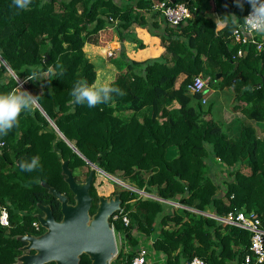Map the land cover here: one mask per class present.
Masks as SVG:
<instances>
[{
	"label": "trees",
	"instance_id": "1",
	"mask_svg": "<svg viewBox=\"0 0 264 264\" xmlns=\"http://www.w3.org/2000/svg\"><path fill=\"white\" fill-rule=\"evenodd\" d=\"M160 1L32 0L28 10H20L13 0H0V92L22 81L18 88L38 99L34 110L22 113L19 125L0 137V207L9 215V226L0 225V264L16 262L17 236L43 231L32 226L37 221L32 212H40L37 204L50 206L54 219H61L58 200L42 182L74 203L61 161L68 160L76 180L74 173L88 164L56 129L103 172L160 199L142 198L126 188L115 192L121 204L109 223L129 249L121 245L109 264H131L138 236L152 235V248L165 256L164 264H188L193 257L205 264H241L250 235L222 218L237 211L255 213L264 229V128L256 133L248 122L264 123V48L235 43L230 24L217 30L215 20L203 14L211 0H176L187 1L192 12L178 25L154 11ZM212 1L218 17L243 19L250 10L247 3L241 10L234 0ZM133 25L160 28L156 36L165 53L122 61L119 50L114 86L125 95L113 94L111 102L92 108L71 103L77 80H97L96 66L85 53L88 45L106 48L114 30L122 37ZM33 68L44 74L27 80ZM198 75L208 79V87L231 92L233 106L225 111L232 125L229 135L208 117L202 104L206 90L188 91ZM36 155L42 167L21 171L20 163ZM94 180L91 213L98 199ZM120 211L129 218L127 226L114 218ZM79 264L90 261L82 255Z\"/></svg>",
	"mask_w": 264,
	"mask_h": 264
},
{
	"label": "water",
	"instance_id": "2",
	"mask_svg": "<svg viewBox=\"0 0 264 264\" xmlns=\"http://www.w3.org/2000/svg\"><path fill=\"white\" fill-rule=\"evenodd\" d=\"M170 1L174 3L176 0ZM216 77L219 78L220 74ZM19 85L22 83L19 82ZM56 131L71 149L90 165L89 173L84 181H77L68 167V160L61 161V174L73 194V204L54 187L41 183V186L58 200L61 219H54L50 206L37 204L41 213L36 215V219L43 232L36 237L28 234L16 237L18 241L27 242L22 248L23 251L34 250L31 255L23 254L17 257L16 264H45L51 261L55 264H78L80 255L87 256L90 264H109L117 253L115 234L109 218L119 211L120 197L118 194L109 197L98 196L95 211L90 215L92 197L89 190L95 171L102 170L87 161L57 129Z\"/></svg>",
	"mask_w": 264,
	"mask_h": 264
},
{
	"label": "clouds",
	"instance_id": "3",
	"mask_svg": "<svg viewBox=\"0 0 264 264\" xmlns=\"http://www.w3.org/2000/svg\"><path fill=\"white\" fill-rule=\"evenodd\" d=\"M32 0H13V4L20 10H28ZM235 6L243 10L244 4L250 5V11L243 19L235 14H226L216 18V26L223 27L231 25L235 30H243L249 34L264 36V0H234ZM51 72V69H49ZM44 73L38 68L30 70L27 80L39 79ZM113 94L123 96L125 93L117 86H114V77L98 79L89 83L86 79H79L74 83L70 92L73 104L87 105L89 108L100 104L109 103ZM38 103L37 96L32 95L21 88H13L10 91L0 92V137L19 125V118L24 112H31ZM0 147H3L0 144ZM21 171L33 172L40 169L39 155L33 156L30 160L20 163ZM36 182H39L37 179Z\"/></svg>",
	"mask_w": 264,
	"mask_h": 264
},
{
	"label": "built area",
	"instance_id": "4",
	"mask_svg": "<svg viewBox=\"0 0 264 264\" xmlns=\"http://www.w3.org/2000/svg\"><path fill=\"white\" fill-rule=\"evenodd\" d=\"M153 9L154 11L160 12V15L171 25H178L192 17V12L190 11L187 1L172 3L170 0H162L153 4ZM249 11L245 16L248 15ZM231 37L235 43L243 46H255L257 51L264 48V39L258 38L257 34H249L243 30L234 29ZM108 50L109 55L111 48H108ZM242 53L243 50L239 49L236 55L240 57ZM109 56H113V53ZM207 88L208 79L204 78L202 75H198L192 79L191 84L188 86V91L190 93H198L207 90ZM203 103H205V100H203ZM117 217L122 219L124 226L129 224V218L126 213L122 214L120 211L119 215L114 216V218ZM222 221L224 223L236 225L248 231L250 235L249 253L245 255L244 261L241 264H251L252 262L255 264L262 263L264 261V229L262 228L261 220L258 215L255 213L237 211L235 213L227 214V216L222 218ZM0 225L2 227H7L9 225L8 211L5 207H0ZM34 228L38 229V223L34 224ZM148 261V250L143 246H138L131 264H149ZM188 264L205 263L200 258L193 257Z\"/></svg>",
	"mask_w": 264,
	"mask_h": 264
},
{
	"label": "crops",
	"instance_id": "5",
	"mask_svg": "<svg viewBox=\"0 0 264 264\" xmlns=\"http://www.w3.org/2000/svg\"><path fill=\"white\" fill-rule=\"evenodd\" d=\"M203 14L205 16L213 18L216 21V18L218 16H217L216 12L214 11V4H213L212 0L205 3L204 9H203ZM146 16H147V18L149 17L148 14ZM148 19H149V21H153V19L152 20L150 18H148ZM156 22L161 27L163 26V25H161L159 18L156 20ZM148 25L145 27L133 25L126 32H123L122 37H119V34L116 32V30H114L112 41H110V43H108L107 47L106 48L98 47L102 50V54L98 53L97 46L88 45L87 50H88L89 54H87V57L95 64V66L97 65V62H99L100 64L103 63L104 68L106 70H109V72H110L108 74L107 73H102V74L97 73V80L98 79H106L108 77H114L115 74L118 72L116 66L109 68V64H107L106 60H107V58L110 59L109 62L114 60V64H115V60L120 59V56L118 55L119 50H121V53H122V57L120 59L122 61L124 58H126L128 60H140V61L144 60V59H154V58H157L160 55L165 53L164 47L162 46L159 37L156 36V35L160 34L162 31L160 30V28L158 30H156V29L149 30ZM221 28L222 27L216 26L217 30H220ZM259 37L261 39H264V36L259 35ZM135 40H140L141 41L140 44L142 46L139 47V45L136 44ZM108 48H111V50L113 51V57L110 56L112 58L107 57L105 55V53H106L105 51H107ZM92 53H95V54L97 53L99 57H103V61H100L98 56L94 57V55ZM121 64H122V62H121ZM21 86L22 85H19L18 87H21ZM214 90H215V92H218L219 94H221L222 92L228 93V96H226L229 98L228 102L231 104L233 103L232 94L228 89H224L222 91H219L216 89H214ZM208 93L210 94V91ZM209 94H208V97H209ZM206 102H207V100H206ZM176 106L177 105L174 104V107H176ZM248 122L253 126L254 130L257 133L258 122L251 121V120H248ZM260 123H262V122H260ZM260 130H263V129L260 128ZM228 131H230V128L228 129ZM234 133H236V132H234ZM221 179H223V177H221ZM172 205H174V204H172ZM206 213L208 215H211V213H209V212H206ZM138 239H139L138 246L145 247V245H144L145 242L147 243V245L149 244V248L151 249V252H152L151 253L152 258L151 257L150 258L153 260L155 259L154 261L149 259V261H148L149 264H164L165 263V256L161 253L155 252L152 249V242L155 239V237L153 235L148 236V237L138 236Z\"/></svg>",
	"mask_w": 264,
	"mask_h": 264
},
{
	"label": "rangeland",
	"instance_id": "6",
	"mask_svg": "<svg viewBox=\"0 0 264 264\" xmlns=\"http://www.w3.org/2000/svg\"><path fill=\"white\" fill-rule=\"evenodd\" d=\"M257 36L259 37L258 34H257ZM135 42H136V44L141 43L140 40H135ZM97 51L99 54L100 53L102 54V50L98 47H97ZM108 51L109 50L105 51L106 52L105 55L107 57H110L109 55L111 53H113V51L110 50L111 52H109V55H108ZM85 53H86V55L89 54L88 50H86ZM92 54L94 55V57L98 56L97 53L96 54L92 53ZM99 60L103 61V57H99ZM107 60H106V62H107V64H109V68L115 67L114 60L111 62H109V60H110L109 58H107ZM96 72L101 73V74L102 73H107V74L110 73L109 70H106L104 68V64L103 63L100 64L99 62H97V65H96ZM20 82L22 83V85H24V82H22V81H20ZM209 91H210V94L208 93ZM208 94H209V97H208ZM226 96H228V93L222 92L221 94H219L218 92H215L214 87L211 86V87H208L207 90L205 91L204 97L207 100V102L206 101H205V103L202 102V104L204 106V109L209 110V113L207 114L208 117L211 118L213 121L219 123L222 127V131L224 132V134L229 135L227 133V131L229 128H231L232 125L228 124L230 120L227 118L225 111L230 109V107L233 105L228 102L229 98ZM124 115H126V114H124ZM260 128L261 129L264 128V123L258 122L257 131H259ZM61 139H62V137H61ZM214 163L218 164L220 166L218 160H215ZM88 167L90 168L89 164H88ZM88 167H83L82 169H80L79 171H76V173H74L75 175L78 176V181H83L85 179V173L88 171ZM215 172H216L215 174L217 175L220 172V170L216 169ZM94 178H95V180L93 183V188H94V193L97 196L109 197L110 194L126 188V189H131V190L135 191V193L139 197L152 198V199H157V200L159 199V198L155 197V195H149L147 193H144L143 190L138 189L132 181H130L128 179H123L122 177H120L118 175H109V174L106 175V173H103L102 171H95ZM172 204H174L175 207L178 206L177 203L172 202ZM132 234L135 235L136 231H133ZM115 241H116L117 251L121 247V245L125 246V248L127 250L129 249L127 247V242L123 239V237H120L116 233H115ZM152 244H153V242H152ZM144 245H145V248L148 250V258L151 259L152 258V255H151L152 252H151V249L149 248V244L147 245V243L145 242ZM151 260H153V259H151Z\"/></svg>",
	"mask_w": 264,
	"mask_h": 264
},
{
	"label": "flooded vegetation",
	"instance_id": "7",
	"mask_svg": "<svg viewBox=\"0 0 264 264\" xmlns=\"http://www.w3.org/2000/svg\"><path fill=\"white\" fill-rule=\"evenodd\" d=\"M85 180V179H84ZM83 180V181H84ZM78 181V180H77ZM110 195H115V193H112V194H110ZM109 195V196H110ZM98 203V199H97V202H96V204ZM92 204H93V201H92ZM92 204H91V207H92ZM97 206V205H96ZM91 207H90V209H91ZM33 211V210H32ZM95 211V210H94ZM90 212V215H92L93 213H91V210L89 211ZM39 213H41V212H39ZM38 212H32V215L33 216H35L36 217V215H38L39 214ZM8 219H9V215H8ZM56 221H59V220H56ZM25 223H26V221H22V225L23 226H25ZM35 223H38V221H34V222H32V226L34 227V224ZM9 226V225H8ZM7 226V227H8ZM39 228H40V225H39V223H38V229H35V230H39ZM43 232V231H42ZM41 232V233H42ZM41 233H39V234H35V233H33L32 231H26V232H24V234L23 235H25V234H28V235H31V236H34V237H36V236H38V235H40ZM19 243H20V245H17L18 247V250L20 251V255H18L17 257H19V256H21V255H23V254H27V255H31V254H33L34 253V250H22V248L23 247H25L26 245H27V242L25 241H18ZM81 256L82 255H80L79 256V261H78V264H79V262H80V259H81ZM17 257H16V259H17ZM14 264H16V262L14 263ZM45 264H55V262H53V261H51V262H47V263H45Z\"/></svg>",
	"mask_w": 264,
	"mask_h": 264
},
{
	"label": "bare ground",
	"instance_id": "8",
	"mask_svg": "<svg viewBox=\"0 0 264 264\" xmlns=\"http://www.w3.org/2000/svg\"><path fill=\"white\" fill-rule=\"evenodd\" d=\"M165 201V200H164Z\"/></svg>",
	"mask_w": 264,
	"mask_h": 264
}]
</instances>
